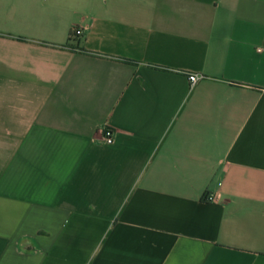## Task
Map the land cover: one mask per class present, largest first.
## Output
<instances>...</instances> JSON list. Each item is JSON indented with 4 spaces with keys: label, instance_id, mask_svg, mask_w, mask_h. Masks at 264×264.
Here are the masks:
<instances>
[{
    "label": "crops",
    "instance_id": "crops-1",
    "mask_svg": "<svg viewBox=\"0 0 264 264\" xmlns=\"http://www.w3.org/2000/svg\"><path fill=\"white\" fill-rule=\"evenodd\" d=\"M0 264H264V0H0Z\"/></svg>",
    "mask_w": 264,
    "mask_h": 264
},
{
    "label": "built area",
    "instance_id": "built-area-1",
    "mask_svg": "<svg viewBox=\"0 0 264 264\" xmlns=\"http://www.w3.org/2000/svg\"><path fill=\"white\" fill-rule=\"evenodd\" d=\"M80 30H77V33L80 34ZM71 38H75L73 35L71 36ZM200 78V75L197 73H188L187 75V79H188V83L189 85H194ZM114 140L113 137V129L110 128L107 125H104L101 129V137H100V141L106 144H111ZM216 198V195L212 192L206 191L202 197V199L204 201H213Z\"/></svg>",
    "mask_w": 264,
    "mask_h": 264
},
{
    "label": "trees",
    "instance_id": "trees-1",
    "mask_svg": "<svg viewBox=\"0 0 264 264\" xmlns=\"http://www.w3.org/2000/svg\"><path fill=\"white\" fill-rule=\"evenodd\" d=\"M78 28L74 27L71 29L70 37L73 35L75 38H77L80 34L77 33Z\"/></svg>",
    "mask_w": 264,
    "mask_h": 264
}]
</instances>
